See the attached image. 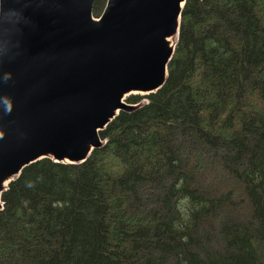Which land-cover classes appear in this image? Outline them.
I'll use <instances>...</instances> for the list:
<instances>
[{
  "label": "trees",
  "instance_id": "16d2710c",
  "mask_svg": "<svg viewBox=\"0 0 264 264\" xmlns=\"http://www.w3.org/2000/svg\"><path fill=\"white\" fill-rule=\"evenodd\" d=\"M166 71L86 161L7 185L0 264H264V0H185Z\"/></svg>",
  "mask_w": 264,
  "mask_h": 264
},
{
  "label": "water",
  "instance_id": "95a60500",
  "mask_svg": "<svg viewBox=\"0 0 264 264\" xmlns=\"http://www.w3.org/2000/svg\"><path fill=\"white\" fill-rule=\"evenodd\" d=\"M93 1L0 0V194L41 159L86 161L166 80L185 0H107L99 19Z\"/></svg>",
  "mask_w": 264,
  "mask_h": 264
},
{
  "label": "bare ground",
  "instance_id": "6f19581e",
  "mask_svg": "<svg viewBox=\"0 0 264 264\" xmlns=\"http://www.w3.org/2000/svg\"><path fill=\"white\" fill-rule=\"evenodd\" d=\"M174 40H175V37H173V38H171V39H168V41H170L169 43H171V44L174 42ZM138 105H139V104L134 105V106H136V108H137ZM122 112H130V111H122ZM112 120H113V119H112ZM112 120H111V121H112ZM111 121H109V123H110ZM102 130H103V129H102ZM99 132H100V131H98V136H99Z\"/></svg>",
  "mask_w": 264,
  "mask_h": 264
},
{
  "label": "rangeland",
  "instance_id": "374dc122",
  "mask_svg": "<svg viewBox=\"0 0 264 264\" xmlns=\"http://www.w3.org/2000/svg\"><path fill=\"white\" fill-rule=\"evenodd\" d=\"M175 43H176V39L174 40V42L172 43V45H175Z\"/></svg>",
  "mask_w": 264,
  "mask_h": 264
}]
</instances>
